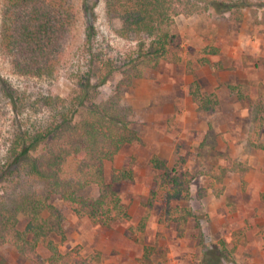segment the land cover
Wrapping results in <instances>:
<instances>
[{"label":"rangeland","instance_id":"rangeland-1","mask_svg":"<svg viewBox=\"0 0 264 264\" xmlns=\"http://www.w3.org/2000/svg\"><path fill=\"white\" fill-rule=\"evenodd\" d=\"M72 1L76 21L52 76L16 72L0 48V164L20 126L38 128L60 121L63 108L45 106L43 101L51 97L55 103L60 97L69 102L78 93V79L101 57H112L122 70L100 88L96 99L120 95L122 104L130 108L140 143L125 144L105 162L107 180L116 168L134 171L132 181L115 184L130 219L97 223L53 197L66 216L65 235H51L41 242V254L50 255L52 240L62 253L99 252L102 264H207L208 249L226 245L221 264H264V150L249 143L252 107L264 99V0H218L205 12L176 16L174 46L181 50L183 61L162 62L132 79L124 69L138 47L137 37L119 34L121 21L108 16L105 0ZM2 10L0 0V31ZM207 45L218 47V54L205 53ZM204 55L210 62H200ZM194 82L204 94L217 96L214 110L199 107L191 94ZM231 85L239 86L237 92ZM6 88L14 91L15 102ZM258 138L264 142V129ZM56 146L46 143L38 152L45 154ZM154 156L165 160L172 172L192 175V199L170 205L190 206L201 228L190 217L181 234L166 214L170 205L165 200L156 201L146 223H141L160 172L152 164ZM66 166L74 170L77 160ZM11 182L0 184L2 193L6 188L15 191ZM27 221L20 215L18 227L24 228ZM0 264L36 263L13 245L0 243Z\"/></svg>","mask_w":264,"mask_h":264},{"label":"trees","instance_id":"trees-1","mask_svg":"<svg viewBox=\"0 0 264 264\" xmlns=\"http://www.w3.org/2000/svg\"><path fill=\"white\" fill-rule=\"evenodd\" d=\"M218 2L105 0L108 16L121 21L119 34L125 38L137 37L139 41L137 49L130 55L127 69H124L125 75L131 79L140 78L162 62L181 63L182 52L174 46L176 16L202 13ZM74 6L72 0H3L0 48L16 72L39 77L54 74L64 52L65 39L76 21ZM88 28L90 30L91 26ZM88 36H91V30ZM203 51L218 54L219 48L207 45ZM200 62L205 64L210 59L204 55ZM121 70L112 57H101L78 79V93L69 102L58 97L53 103L51 97H46L45 106L54 104L63 108L60 121L53 120L38 128L20 126L5 162L0 164V184L10 180L16 187L13 192L6 188L2 193L0 189V243L13 245L36 264H102L99 252L83 255L71 250L62 253L52 240L48 242L50 255L44 257L41 254V242L51 235H65L66 216L53 202V197L68 203L78 216H88L97 223L107 225L115 219H130L115 184L132 181L134 171L116 168L107 180L105 162L125 144H139L140 136L130 118V108L122 104L120 95L96 99L100 88ZM230 88L237 92L239 86L231 85ZM5 90L14 101V91ZM191 94L203 110H214L218 105L217 96L204 94L197 82L193 83ZM84 106L87 109L82 110ZM252 108L254 127L249 143L264 150V142L258 138L264 129V99L255 102ZM77 117L81 120L77 121ZM54 142L57 146L45 154L38 152L41 145ZM71 159L77 160L74 170L66 166ZM152 164L160 172L155 176V188L150 192L142 224L148 220L156 201L165 200L170 205L173 201H190L193 197L190 173L172 172L166 161L157 156L152 158ZM94 189L97 194L93 193ZM166 214L177 224L181 234L190 217H194L196 226L201 228L190 206L170 205ZM20 215L28 219L22 229L18 227ZM238 242L234 241V247ZM224 251L226 245L208 249L205 254L207 264H221Z\"/></svg>","mask_w":264,"mask_h":264}]
</instances>
